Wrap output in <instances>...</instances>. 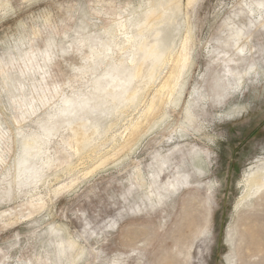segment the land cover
<instances>
[{
    "label": "rangeland",
    "instance_id": "rangeland-1",
    "mask_svg": "<svg viewBox=\"0 0 264 264\" xmlns=\"http://www.w3.org/2000/svg\"><path fill=\"white\" fill-rule=\"evenodd\" d=\"M147 1L0 2V180L5 169L14 168L19 134L39 126L32 121L48 116L79 85L76 72L85 62L77 47L83 37L96 38ZM181 1L193 31L181 105L163 106L165 111L160 106L143 123L166 69L154 88L79 154L59 146L68 134H58L50 146L57 168L47 172L56 175L34 194H7L0 181V264H264V201L235 209L243 171L264 157V76H250L244 90L234 89L229 97L221 98L214 84L222 56L213 51L245 0H193L188 8ZM260 33L249 44L257 48L254 58L258 52L263 57L252 61L264 67ZM21 86L24 107L14 104ZM204 90L210 99L205 106L191 104L195 123H184L183 108ZM30 102L36 111L22 118ZM163 112L168 119L159 121ZM140 123L141 136L133 140L131 127ZM230 226L233 241L227 238ZM69 241L74 249H66ZM58 244L65 252L60 262Z\"/></svg>",
    "mask_w": 264,
    "mask_h": 264
},
{
    "label": "bare ground",
    "instance_id": "bare-ground-1",
    "mask_svg": "<svg viewBox=\"0 0 264 264\" xmlns=\"http://www.w3.org/2000/svg\"><path fill=\"white\" fill-rule=\"evenodd\" d=\"M192 1H186L187 8L191 6ZM4 4H6L5 0ZM238 6L242 7L240 12L235 14L232 19H228L226 28L224 27L220 33L219 39L223 43L217 42L212 54L222 56L214 83L219 94L222 91L221 98L231 96L233 93L231 91L234 89L236 90L234 92L241 93L250 76H253L252 78L264 76V67L259 61H252L254 55L257 54V48L249 44L250 37H253L254 34L258 35L262 31L264 33V0H245ZM182 7L181 0H148L144 4H140L138 8L127 10L124 16L111 27L101 29L96 38L88 33L83 37L81 45L77 47V51L83 55L82 58L85 62V66L78 68L76 72L79 85L72 87L73 90L59 100L55 109L48 116L34 118L35 120L32 122L34 124L38 122L39 126H35V124L29 129L30 131L19 134L18 141L22 143L18 147L19 155L12 165L14 168H7L4 174H1L0 181L6 186L7 194L9 191L24 193V196L34 194L40 188L38 186H44L52 176H49L47 172L57 168L58 159L53 152V154L50 153V146L58 134H61V137L64 131L68 134L66 138H62L57 143L59 146L64 144L67 148L73 149L75 154H79V148L88 146L94 136L99 135L100 137L110 128L111 124L113 125V119L122 117L125 109H129V106L136 104L140 98L142 99L148 89L154 88V84H157L156 80L166 69L169 72L158 89L155 90L152 104L147 106V110L145 109L143 123H146L147 117L156 108L162 106L160 108L164 110L163 106L174 105L177 107L180 104L184 94L185 76L192 65L189 45L193 40L192 27L187 23V14L183 15ZM18 54L23 56L19 49ZM258 54L260 56L254 59H263L261 52ZM97 72L102 73L94 77ZM225 77H227L226 85H232V87L228 88L225 83H222ZM20 90L21 96L19 100L14 101V104L24 107L22 93L25 88L21 86ZM204 93L205 90L201 95L197 94L195 97H191L189 104L183 108L184 123L190 125L195 123L196 116L190 105L205 106L204 103L210 97ZM13 98L10 96V100ZM35 111L36 106L30 102V110L21 111L22 118L27 114L32 115ZM166 119H168V114L163 112L159 121ZM111 120L113 121L111 122ZM141 124L131 127L133 140L140 135L137 136V132ZM150 125V128L155 126V124ZM88 132H90L89 135ZM255 159L243 171L242 179L238 183V186L242 188V194L239 200L235 201L236 210L244 208L252 200L255 202L264 201V157ZM71 166L70 163L67 168ZM186 175L185 173L184 177ZM155 178L156 174L152 176V181ZM212 185L209 182L207 187L210 198H212ZM175 186L173 184L171 188L174 190ZM37 201L42 200L38 199ZM234 235L235 232L230 226L227 238L229 237L228 239L233 241ZM67 243V250L74 249L75 242ZM57 247L59 249L57 259L60 262L62 258H65V252L61 244H58Z\"/></svg>",
    "mask_w": 264,
    "mask_h": 264
}]
</instances>
